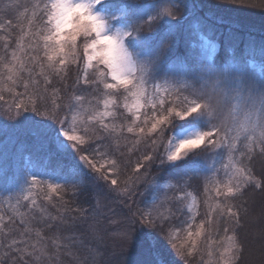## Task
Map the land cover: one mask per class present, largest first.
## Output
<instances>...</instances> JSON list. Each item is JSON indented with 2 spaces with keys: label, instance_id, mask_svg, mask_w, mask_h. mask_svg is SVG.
Instances as JSON below:
<instances>
[{
  "label": "snow or ice",
  "instance_id": "snow-or-ice-1",
  "mask_svg": "<svg viewBox=\"0 0 264 264\" xmlns=\"http://www.w3.org/2000/svg\"><path fill=\"white\" fill-rule=\"evenodd\" d=\"M21 7L24 10L18 19L26 21V27L17 25L19 36L13 37L7 31L13 28L10 20L0 22V29L6 32L0 47V115L6 113L10 120L20 118L17 123L23 122L33 136L51 139L65 152L70 148L77 154L79 165L89 170L90 178L107 183L123 204L132 200L138 186L158 181V177L149 180L157 161L161 169H176L173 176L182 195L165 196L136 212L128 205L122 237L129 245L139 225L177 247L171 220L181 209L173 211V200H186L193 181L202 179L204 192L210 194L214 204L208 206L206 218L200 220L195 232L187 231L178 250L182 255H193L205 224L211 223L215 214L217 231L224 225L228 233L229 219L234 222L232 234L221 237L226 243L218 264H239L244 246L237 239L235 226L240 216L230 201L243 196L253 183L261 187L245 161L251 162L257 148L264 154V77L251 79L239 66L220 68L207 57L191 68L166 64L167 40L153 47L140 34L144 25L151 30L161 16L172 17L179 5L149 14L147 20L139 19L127 28L113 25L117 15L109 11V0H30L27 5L4 3L0 11L7 15ZM81 63L84 75L69 83L72 65L80 71ZM90 68L96 69L91 79ZM54 77L62 87L53 85ZM62 89L67 94L66 102L60 94ZM127 134H133L143 150L136 149L139 157L120 187L112 175L121 171L124 154L113 142ZM123 163L128 166L131 162ZM53 171L25 157L19 170L23 184L19 196L30 201L26 205L29 212L36 206L33 189L37 187H46L48 201L53 195L63 199L61 193L67 188H78V175H52ZM43 176L51 178L41 179ZM170 204L172 207L167 206ZM187 207H195V198ZM40 211L47 214L43 208ZM75 211L83 217V209ZM189 219L195 221V215ZM183 223L189 229L193 227L187 221ZM36 235L39 237V232ZM189 242L191 246L187 247ZM5 247L8 251L0 264H28L24 257L38 251L36 244L26 239H14ZM29 247L32 251L26 250Z\"/></svg>",
  "mask_w": 264,
  "mask_h": 264
},
{
  "label": "trees",
  "instance_id": "trees-1",
  "mask_svg": "<svg viewBox=\"0 0 264 264\" xmlns=\"http://www.w3.org/2000/svg\"><path fill=\"white\" fill-rule=\"evenodd\" d=\"M197 2L201 6L197 11L191 10L189 7L180 8V6L178 9H173L174 16L178 20L176 28L168 34L164 30H160L154 41L150 43L155 47L159 42L167 40L169 47L165 58L168 57L169 62L171 59L173 61L185 60L189 62L194 58L196 44L201 37L205 36L210 40H217L221 43L219 51L213 59V63L217 67L226 66L232 61L247 67L248 58H260L264 63V0H197ZM109 3L111 4L109 9L111 12L118 10L122 5L119 0H110ZM208 7L213 11L208 10ZM218 16L220 17L218 18ZM72 68L73 71L69 73V83L74 82L80 74V71L76 70V65H72ZM262 77H264V73ZM53 85L60 88L62 82L54 77ZM69 92H71V89H69ZM60 94L67 97L63 89ZM134 142L130 139L119 148V152L124 154L120 163L121 171L125 167L123 161L127 160L131 162L127 166L130 174L139 157ZM19 144L22 146V142H12V146L11 143L7 142L0 149V168H3V170L5 168L3 175H0V216H3V221L0 224V258L8 251L5 245L10 244L14 239L17 240L21 231H27L30 232L28 235H32V237L37 236V232L40 234L34 242L32 237H30V241L28 239L29 243L33 242L38 249L32 257H24L28 264H61L63 262L68 264L69 261L85 264L82 262H85V259L88 262L94 247L102 244L89 227H91L92 222L95 224L98 220L101 221L104 218L103 215L97 216L94 213L98 211L96 194H98V191L105 190L103 189L105 183L92 180L89 171L83 165H79V162L65 151H56L53 148L38 144L28 137L25 138L23 148L21 147L20 151L17 149ZM138 147L143 150L142 146ZM129 149H133V151L129 152ZM15 150L16 153H14ZM5 151H7L6 156ZM13 154L16 156V161L20 167L24 165L25 157H28L30 160L38 161L39 165L45 169L54 170L52 175H78L81 182L78 188L63 190L61 194L63 199L58 196L54 197L51 202H44L39 199L40 202L36 203L31 212L26 207L30 201L21 203L19 207L13 206V203L8 205L5 197L10 193L9 179H11V174L10 168L7 169V167L10 166L8 164L13 160ZM117 156L119 158V154ZM46 160L48 161L47 164H45ZM245 162L250 169V174L260 181L261 187L258 188L253 183L243 196L230 201L235 206L234 211L238 210L240 216L239 224L235 226L237 239L241 240L244 246L239 264H264V243L258 244L256 251L253 252L256 245L254 247L251 243L255 244V242L250 243L246 237L250 229L253 228L252 226H254L251 221L254 222V218L257 217L258 219L255 220V222L258 221L256 225L262 227V230H260L256 226L257 233L260 234L259 238H262V235L264 238V154H260L257 148L252 153L251 162ZM158 163L157 161V164L153 165L149 176V180L158 177V181L155 184L149 183L138 186L136 188L137 192H153L159 189L160 185L170 182L168 189L174 195L173 198L182 195L175 188L176 180L173 173L176 169L171 166L161 169L158 167ZM116 179L120 183L123 182L122 178L117 177ZM188 192L195 194L199 201L198 216L195 217L194 221L197 224L204 214L205 201L209 198L204 192L203 180L193 181V186L188 189ZM190 196L183 201L173 200V204H175L173 211L175 212L177 208L181 211L177 212L172 218V226L185 228L187 224L183 221L191 223L189 217L193 216V213L187 207ZM137 204L136 202L132 205L136 207ZM169 207H172V205L170 204ZM41 208L45 209L47 214L42 213ZM76 209L84 210L83 217H81L80 212L75 211ZM52 217H56V219L53 220ZM74 217L75 219H73ZM211 223H213V227L215 226L213 228L216 236L213 240L215 245L221 238L218 239L219 236H227L232 233L234 222L231 219L227 224L229 227L228 233L224 232V225H221L217 231L215 220ZM206 224L208 225V223ZM49 225L51 226L49 227ZM165 228L168 229V225H165ZM210 235L206 234L208 237ZM18 246L21 247L22 245ZM102 246L107 252L111 245L105 244ZM169 247L170 249L173 248L171 245ZM37 256L39 260L36 259ZM178 259L181 263L186 261L188 264H192L199 259V254L181 255Z\"/></svg>",
  "mask_w": 264,
  "mask_h": 264
},
{
  "label": "rangeland",
  "instance_id": "rangeland-1",
  "mask_svg": "<svg viewBox=\"0 0 264 264\" xmlns=\"http://www.w3.org/2000/svg\"><path fill=\"white\" fill-rule=\"evenodd\" d=\"M119 1L122 5L119 7L118 10L116 9L114 12H112L113 14L117 15V20L112 21V23L115 27H120V28H127L129 24L139 19L147 20L149 14L155 15L156 11L162 12L165 7H168L170 5H179L180 8L189 7L191 8V10L194 11H197L201 8L197 0H119ZM29 2L30 0H0V6H2V4L4 3H13V4L19 3L21 5H27ZM31 2H34V0H31ZM207 9L210 10L211 12L213 11L212 9H209V7ZM23 10H24L23 7L19 9H12L8 11L7 15L5 14L4 11H0V22H5L10 20L13 25V28L7 30L8 32L12 33L13 37L20 35V31L17 25L23 24L26 27V21H24L22 18L18 19L19 14L22 13ZM121 12H123L124 14L120 15ZM219 17L220 16H218V18ZM177 22L178 20L177 18H175L174 10H173L172 17H168L166 15L161 16L159 21L152 26L151 30H149V27L147 25H144V28L140 34L141 38L145 39L149 43H152L154 39L157 37L158 32L160 30H164L168 34L169 32H172V30L176 28ZM5 36H6L5 30L0 29V40H1L0 47H2L4 43ZM27 42L28 41L26 40L25 43ZM79 43H82V41ZM220 46L221 43L219 41L210 40L207 37L203 36L201 37L200 41L196 44V51L194 52V58L189 60V62H186L185 60L173 61V59H171L169 62L167 57L165 58V63L174 66L177 69L194 67L199 63H201L205 57L210 58L211 62L213 63V59L217 54V52L219 51ZM247 62H248L247 67L238 65L234 61H232L228 65L239 66L243 70V72L247 75V77L251 79L261 78L264 73L263 61L260 58H248ZM80 69L81 70L79 76H83L84 73L82 70V63L80 65ZM95 71H96L95 68L88 69V76L90 79L94 78ZM20 90L21 89L19 88L17 89V91ZM77 94L81 95L83 93L78 92ZM4 95L6 99L9 98L8 93L5 92ZM64 99L66 102L67 97H64ZM101 109H102V104H101ZM18 120H20V118H17V120H10L6 113L0 115V149L2 146L6 145L7 142L11 143V146H12V142L13 143L22 142V146L21 144H19L17 148L20 151V148L21 147L23 148L25 138L28 137L30 139H33L38 144L53 148L56 151L58 150H61L63 152L65 151L60 145H58L51 139H39L33 136L31 131L23 124V122L17 123ZM130 139L135 141L134 147H136L135 149H137L138 145L136 144V137L133 134H127L126 136L121 137L119 141H114L113 143L115 146H118L120 148V146L126 144V142ZM16 150L14 153H16ZM67 153H69L73 158L76 159L77 154L73 153L70 148L68 149ZM225 161L227 162L226 157H225ZM8 165L10 166H8L7 169L10 168V174H11L10 175L11 179H9L10 193L5 197V201L7 202L8 205L13 203L14 204L13 206L19 207V205L25 201L22 200L19 196L21 189L23 188L22 180L19 177V170L21 167L16 161V156L14 154H13L12 162L9 163ZM3 171H5V168L4 170L3 168H0V175H3ZM128 175L131 174L128 167L125 166L123 167V171H120L116 175H112V178L116 179L117 177H119L123 179L122 181H124ZM50 178L51 176L41 177V179H50ZM101 182L105 183L104 181ZM118 184L120 187L124 186L123 182L122 183L118 182ZM169 184L171 183L166 182L160 185L159 189H156L153 192L140 191L139 193V191L137 192L136 190L137 194L132 198V200H129L127 204H123L121 203V199L117 198V193L114 191H110L108 184L105 183L104 184L105 187L103 189H105L106 191L101 190L98 191V194H96L98 211L97 213H94V215L96 214L97 216H100L101 214L104 216V218L101 221L98 220V222L95 224L94 222H92L91 227H89L90 229H92L93 233L98 237V239L101 241L102 244L100 243L101 246L94 247L93 251L90 254V257L88 258L87 264H119V262L121 261H126V264H188L186 261L181 263V261H179L178 259L179 256L182 255L178 250L179 244L183 243L187 238V231L191 230L195 232L196 227L199 226V222L195 224L194 221L191 220V224H193V227L191 229H189L187 225L185 228L172 226V233L174 236H176V240L174 242L176 243L177 247H173L172 244L169 243L165 237L159 235L158 233H153L150 235L147 227H141L139 225L137 226L139 230L136 232L135 238L130 245L126 243L122 237V233L127 226V216L129 215L128 205L132 206V212H136L137 209L146 210V205H151L154 202H158L160 199H162L165 196L169 198H173L174 195L171 194V192L168 189ZM175 188L176 191H179V189L176 186ZM46 193H47L46 187L44 189L37 187L33 189V199L36 201V203L40 202L39 199H42L44 202L46 201L48 202V200L45 199ZM207 195L209 197L210 194ZM54 197L56 196L53 195V198ZM194 198H195V207L192 208L191 211L193 215H195L196 217L198 216L199 201L197 196L191 193L189 204H192ZM18 199H19V203H17ZM136 202L138 204L136 207H134L132 204ZM211 204H214V201L208 198L207 203L205 205L204 214L200 220L206 218L205 213L207 211L208 206ZM137 217L139 218L138 213H137ZM257 219L258 218L255 217L254 222L251 221V223L254 226H252L253 227L251 228L252 230L250 229V231L247 234L249 237L246 235L250 243L255 242V244L251 243L254 247L256 245L253 252L256 251L258 244L264 243L263 235L262 238H259L260 234L257 233L258 232L257 228L262 230V227L256 225L258 221L255 222V220ZM213 220H215V214H213ZM1 223L2 222H0V224ZM214 227H213V223H208V225L205 224L204 232L202 236L197 239V244L194 251V253L199 254V259L196 262H193L192 264H218L219 253L220 251H222L223 247L225 246L226 241L220 238L225 236H219L218 239L220 238V240L217 241V245L214 244L213 240L216 237L215 233L213 232ZM176 229H179V231L177 232ZM26 232L27 231H21L18 234L19 237L17 236L18 237L17 240L19 241L22 239H26V240L29 239L30 241V237H32V235H28L30 234V232L29 233L27 232L26 236L21 235V233H26ZM206 234L210 236L208 237L206 236ZM231 234L232 233H230L229 235ZM36 237L37 236L32 237V239H34L33 242L36 240ZM33 242L29 244H33ZM105 244L111 245L109 246L107 252L105 251V249H103L104 246H102ZM206 244H208V246H206ZM21 245H22L21 247H25V245L23 244ZM169 245H171L173 248L170 249ZM190 246L191 243L189 242L187 247ZM26 250L32 251L30 247ZM209 252L212 253L211 256L209 255ZM79 263L81 262L78 263H75L74 261L68 262V264H79ZM61 264H66V262L65 263L63 262Z\"/></svg>",
  "mask_w": 264,
  "mask_h": 264
}]
</instances>
